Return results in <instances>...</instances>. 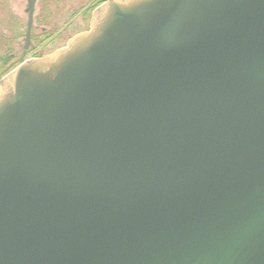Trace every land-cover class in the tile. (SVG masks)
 I'll list each match as a JSON object with an SVG mask.
<instances>
[{
    "label": "water",
    "instance_id": "95a60500",
    "mask_svg": "<svg viewBox=\"0 0 264 264\" xmlns=\"http://www.w3.org/2000/svg\"><path fill=\"white\" fill-rule=\"evenodd\" d=\"M0 264H264V0H106L8 71Z\"/></svg>",
    "mask_w": 264,
    "mask_h": 264
},
{
    "label": "flooded vegetation",
    "instance_id": "af4514ba",
    "mask_svg": "<svg viewBox=\"0 0 264 264\" xmlns=\"http://www.w3.org/2000/svg\"><path fill=\"white\" fill-rule=\"evenodd\" d=\"M24 0H0V13L9 20V25H4L0 20V68L11 70L25 60L41 57L66 45L61 44L62 34L57 31L51 33L54 21L60 18L65 0H35L28 38L27 13H23L26 4ZM106 0H96L88 3L82 9L79 22L83 21L82 30H87V20L90 19L92 10ZM27 2V0H26ZM51 3V4H50ZM77 4V2H73ZM24 6V8H23ZM64 9H69L66 6ZM24 15V17H23Z\"/></svg>",
    "mask_w": 264,
    "mask_h": 264
},
{
    "label": "rangeland",
    "instance_id": "374dc122",
    "mask_svg": "<svg viewBox=\"0 0 264 264\" xmlns=\"http://www.w3.org/2000/svg\"><path fill=\"white\" fill-rule=\"evenodd\" d=\"M95 1L96 0H65L63 2L64 5L62 7L61 13L58 12V10H57V14H60V18L57 19L56 22L54 21L53 27L50 28L51 33L57 31V33L59 32L60 34H62L61 44L65 43L69 37L71 38L74 35L84 31V30H82L83 25L81 24L83 21L82 22L80 21L81 23L79 22V16H81L82 9L85 5H88V3L90 4V3L95 2ZM73 2H77V4H74ZM99 2H100V0H99ZM24 4H26V6H27L26 0L23 1V5ZM26 6H25V10H26ZM66 6H69V9H67V10L64 9V8H66ZM23 8H24V6H23ZM25 10L23 13H25ZM93 10H92V12H93ZM91 15H92V13H91ZM23 17H24V15H23ZM0 20L4 25L10 24L9 20H7V18L5 16H3V14H1V13H0ZM90 20H91V16H90V19L88 18V20L86 22L87 26L90 25ZM68 40H67V42H68ZM58 49H56V50H58ZM56 50H54V51H56ZM54 51H52V52H54ZM52 52H50V53H52ZM50 53H47V54H50ZM47 54H45V55H47ZM3 76H1L0 79Z\"/></svg>",
    "mask_w": 264,
    "mask_h": 264
},
{
    "label": "trees",
    "instance_id": "16d2710c",
    "mask_svg": "<svg viewBox=\"0 0 264 264\" xmlns=\"http://www.w3.org/2000/svg\"><path fill=\"white\" fill-rule=\"evenodd\" d=\"M8 71V69L0 68V77L5 75Z\"/></svg>",
    "mask_w": 264,
    "mask_h": 264
}]
</instances>
